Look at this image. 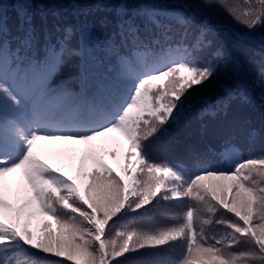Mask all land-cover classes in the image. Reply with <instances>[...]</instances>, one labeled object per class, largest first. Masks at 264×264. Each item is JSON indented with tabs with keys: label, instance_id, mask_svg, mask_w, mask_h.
<instances>
[{
	"label": "trees",
	"instance_id": "16d2710c",
	"mask_svg": "<svg viewBox=\"0 0 264 264\" xmlns=\"http://www.w3.org/2000/svg\"><path fill=\"white\" fill-rule=\"evenodd\" d=\"M262 35L264 0H0V108L75 124L0 179V264H264Z\"/></svg>",
	"mask_w": 264,
	"mask_h": 264
},
{
	"label": "rangeland",
	"instance_id": "374dc122",
	"mask_svg": "<svg viewBox=\"0 0 264 264\" xmlns=\"http://www.w3.org/2000/svg\"><path fill=\"white\" fill-rule=\"evenodd\" d=\"M260 39L264 40V35H262V37ZM36 141H37V139H34V142H36ZM50 150L51 151H57V146L56 145L51 146ZM13 169H16V168H13ZM20 192L21 193L19 194V198H16V199H18V204H16V207H19L21 213L27 214L26 208L28 206L29 199H28V196H27L25 190H20ZM110 200H111V196L106 198L107 202L110 201ZM25 206H26V208H25ZM0 212L5 214L7 212V210H6V208L4 206H1L0 207ZM16 214H17V217L19 219L24 217V216L20 215L17 211H16ZM56 239H61V238H56Z\"/></svg>",
	"mask_w": 264,
	"mask_h": 264
}]
</instances>
